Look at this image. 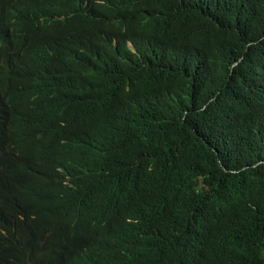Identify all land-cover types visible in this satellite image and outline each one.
<instances>
[{
    "label": "trees",
    "instance_id": "trees-1",
    "mask_svg": "<svg viewBox=\"0 0 264 264\" xmlns=\"http://www.w3.org/2000/svg\"><path fill=\"white\" fill-rule=\"evenodd\" d=\"M0 264H264V0H0Z\"/></svg>",
    "mask_w": 264,
    "mask_h": 264
},
{
    "label": "rangeland",
    "instance_id": "rangeland-1",
    "mask_svg": "<svg viewBox=\"0 0 264 264\" xmlns=\"http://www.w3.org/2000/svg\"><path fill=\"white\" fill-rule=\"evenodd\" d=\"M52 260L53 261H59V262H61L62 263V257H60V255H58V257H52Z\"/></svg>",
    "mask_w": 264,
    "mask_h": 264
}]
</instances>
